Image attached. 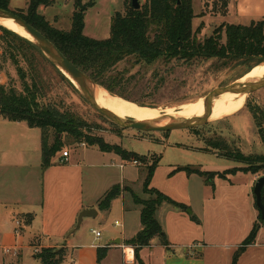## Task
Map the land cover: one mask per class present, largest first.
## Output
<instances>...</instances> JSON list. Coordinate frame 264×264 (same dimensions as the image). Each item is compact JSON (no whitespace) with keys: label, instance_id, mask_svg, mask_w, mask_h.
<instances>
[{"label":"rangeland","instance_id":"rangeland-1","mask_svg":"<svg viewBox=\"0 0 264 264\" xmlns=\"http://www.w3.org/2000/svg\"><path fill=\"white\" fill-rule=\"evenodd\" d=\"M75 1L53 0L52 4L48 6L41 5L38 11L44 14L53 26L69 30L72 26ZM91 1L95 4L86 10L84 33L95 39H106L110 36L112 17L117 12H125L126 1L130 2V0H82L84 4ZM29 2L30 0H11L9 9L16 12L24 10L25 12ZM144 2L145 0H140L141 5ZM193 6L196 13V18L193 20L194 31L196 32L202 25V29L196 32V37L199 40H204L215 30H221L224 24L229 21H237L239 18L233 12L227 16L225 0H193ZM252 17L236 23L247 25L251 23L252 19H258L255 16ZM0 24L15 31L13 30L15 28L9 26V23L4 20ZM19 35L26 37L22 34ZM26 38L32 39L31 37ZM2 52L0 40V82L22 89V81L16 66L9 59L4 60ZM256 61L255 59L193 57L187 60L182 58L160 59L148 64L137 62L135 58H128L119 64V68H127L130 74L137 75L134 83L129 87L128 95L138 103L111 94L106 89L105 91L112 97H120L135 103L140 108L179 109L184 105L197 104L207 92L216 87L230 84L238 79L241 82L242 78H246L247 73L259 65L256 64ZM20 64L28 71L29 83H31L32 75L28 64L22 59H20ZM56 68L52 61L50 63L42 62L39 66L36 77L40 89L38 94L41 104L51 105L61 111L76 114L84 123L82 128L84 134L96 140L102 138L109 144H116L123 149L146 155V161L140 162L139 165L125 161L123 167L120 166V162L112 161L108 157L93 161L97 166L96 169H92L93 173L86 170V192L88 189L92 192L93 189L98 191L109 187L110 181L120 182L123 174V178L138 196L145 199L150 198L151 195L144 191V183L148 176V167L159 158L151 187L163 192L176 202L188 206L187 210H182L164 203L160 209L159 221L168 238L178 237L179 232L184 234L183 242L177 244L175 250L182 252L186 249L187 252L192 253V249L196 248V245L192 243V238L197 237L204 243L212 245L209 247L210 251L219 254L215 258L211 257L212 254L207 256L209 264H231L235 252L232 253V247H239L242 244L255 223H262L261 212L257 207L253 192L252 177L257 175L258 178L264 175V163L255 159V156L264 155V143L253 116L258 112L260 115L257 116H264V88L248 94L244 105L228 117L207 121L190 129L166 132L141 131L121 127L106 118L85 100L76 86L75 90L64 80ZM216 141H220L222 147L216 148L214 145ZM81 143L89 145L86 139L69 143L64 147L63 152H58L61 154L59 160L65 150H68L67 152L71 153L72 161H82L79 158L80 154L93 149H88V147L80 145ZM237 151L249 156L250 163L244 164L223 156L227 153L234 154ZM178 167L197 168L219 173L206 184L204 179L197 174L191 175L175 171ZM235 167L261 169L256 173L250 171H238L234 174L226 172ZM222 174L225 177H222ZM128 196L133 200L132 193L129 192ZM173 209L185 213L189 221L172 216L170 212H173ZM116 217L118 216L113 214L107 222L97 226L104 229L105 236L109 235L106 230H109L108 226H113ZM261 227L262 233L259 236V242L264 241L263 223ZM85 235L86 239L91 241L93 235L88 229ZM188 244L191 245L188 247ZM153 251L157 252L158 249ZM31 255L32 252L26 253L29 263L33 261ZM217 257L218 260H216ZM259 257L258 262L262 261L264 264V250L262 256ZM253 259L248 256L244 264H253ZM182 262L186 263L187 261Z\"/></svg>","mask_w":264,"mask_h":264},{"label":"trees","instance_id":"trees-1","mask_svg":"<svg viewBox=\"0 0 264 264\" xmlns=\"http://www.w3.org/2000/svg\"><path fill=\"white\" fill-rule=\"evenodd\" d=\"M11 0H0V8L9 9ZM53 0H30L27 10L14 11L38 30L43 32L75 65L81 68L96 84L114 95L129 101L137 102L128 94L130 85L134 83L136 74H130L127 68L120 69L119 64L128 58H135L137 62L153 63L160 59L173 58L190 59L219 58L246 60L255 59L256 64L264 62V19L253 20L250 24L227 23L223 28L199 40L196 32L202 29H193V20L196 13L193 0H145L140 9L132 5V0L127 2L125 12H117L111 21L110 36L106 39H95L85 35V15L88 7L94 5L93 1L84 4L82 0L75 1L72 15V26L64 30L53 26L38 9L41 5H50ZM228 6V0H225ZM225 38V41L223 39ZM0 40L2 44V58L10 60L17 68L22 81V89L0 82V116L10 121H25L31 127H38L42 133L43 166L52 163L53 157L64 147L73 142L86 139L89 145L97 146L101 151L114 152L126 161H146V155L121 148L116 144H109L102 138L98 140L84 134V123L76 114L61 111L51 105L40 103L37 73L42 62L50 63L49 58L41 51L36 43L0 24ZM20 59L28 64L32 75L20 64ZM64 80L75 90V85L58 68ZM43 93V92H42ZM41 93V94H42ZM42 96V95H41ZM138 103V102H137ZM145 105L143 103H139ZM256 113L254 119L259 128V134L264 143V116ZM263 118V119H261ZM216 148L222 147L220 141L214 142ZM227 159H232L244 164L250 163V157L240 151L234 154H224ZM255 159L264 163L263 156ZM159 158L148 168V176L144 183L145 193L150 198H141L129 186L115 185L108 190L99 201L103 210L110 208L114 199L123 191H129L133 200L141 209L142 229L127 244L135 247V256L138 264H144L140 251L143 247L152 244L154 238L159 237L162 245L170 248L167 234L157 219V211L168 203L182 210L188 209L185 204H180L163 192L151 187L154 171ZM261 168L235 167L227 173L238 171L256 173ZM188 174L196 173L204 177L209 183L219 172L204 171L197 168L181 167ZM225 177L224 174L221 175ZM264 201V190H263ZM32 216L26 220L31 221ZM260 220L264 224V219ZM261 225L255 223L252 230L236 250L232 264H237L240 256L249 245L256 242ZM108 253V247H99L97 250L98 261L101 262ZM39 264H66L68 247H44L36 254Z\"/></svg>","mask_w":264,"mask_h":264},{"label":"crops","instance_id":"crops-1","mask_svg":"<svg viewBox=\"0 0 264 264\" xmlns=\"http://www.w3.org/2000/svg\"><path fill=\"white\" fill-rule=\"evenodd\" d=\"M227 10V16L233 12L239 17L237 21L253 18L252 16L258 18L257 20L264 19V0H229ZM84 146L93 150L83 151L79 156L82 161H72L71 153L65 150L68 161L61 162L59 152L53 157L52 163L44 167L41 129L31 127L25 121H10L0 116V264H39L35 254L42 248L62 246L69 249L66 264H138L134 247L126 242L142 229L140 207L128 198L129 191H123L114 199L109 209L103 210L99 207L100 199L113 186L131 188L130 184L122 174L120 182L110 181L109 187L102 190L93 189L91 192L88 189L86 192L85 188L86 170L92 172L97 166L93 161L108 157L112 161L120 162L123 167L126 160L114 152L101 151L95 145ZM178 168L175 171L187 173L177 170ZM256 180L257 175H253V186ZM161 207L157 211L158 220ZM86 208H96L98 214L85 217L81 227L71 234L80 212ZM113 214L118 217L113 221V226H108L110 228L106 231L109 235L105 236L104 229L97 226L107 222ZM170 214L189 221L185 213L175 209ZM31 216V221L26 222ZM116 221L119 223L116 224ZM261 228L256 242L247 247L237 264H244L248 256L254 258L253 264H262V261L258 262L264 250V241L258 240L262 233ZM87 229L93 235L91 241L86 239ZM93 229L100 230L101 237H97L92 232ZM183 235L179 232L178 237L168 238L169 249L161 244L159 237L154 238L151 245L140 251L144 264H209L207 256L212 254L211 257L215 258L219 255L210 251L209 247L212 245L197 237L192 238L196 251L192 249V253L187 252L185 247L182 252L176 251V245L183 242ZM117 240H120L119 244L116 243ZM99 247H108L107 256L101 262L97 255ZM127 248L133 251V257H129ZM238 248L232 247V253ZM154 249L158 251L154 252ZM27 252H32L31 263L27 262ZM185 260L187 262L183 263ZM232 262L233 259L231 264Z\"/></svg>","mask_w":264,"mask_h":264},{"label":"water","instance_id":"water-1","mask_svg":"<svg viewBox=\"0 0 264 264\" xmlns=\"http://www.w3.org/2000/svg\"><path fill=\"white\" fill-rule=\"evenodd\" d=\"M132 5L136 9L141 8L140 0H132ZM0 18L12 19L16 24L21 26L37 44L41 51L56 65L57 68L79 89L85 100L98 112L110 119L117 125L124 128H133L141 131H172L176 129H190L200 126L208 121L207 115L210 112L213 101L222 94L234 92L240 94H251L264 88V76L259 79H251L245 82H239V79L224 85L216 87L207 92L202 98L205 106V114L193 118L171 119L169 122L162 124V120L138 121L133 118H123L114 112L102 107L96 100L92 86L96 84L81 68L75 65L43 32L30 24L23 17L10 9L0 8ZM245 76V75H244ZM243 76V77H244ZM242 78V77H241ZM240 78V79H241ZM264 175L257 178L254 185V195L257 207L260 209L261 217L264 219ZM191 213V210H190ZM98 214L96 208L83 209L77 219V224L71 231L74 234L80 227L85 217H93ZM117 244L120 240L116 241Z\"/></svg>","mask_w":264,"mask_h":264},{"label":"bare ground","instance_id":"bare-ground-1","mask_svg":"<svg viewBox=\"0 0 264 264\" xmlns=\"http://www.w3.org/2000/svg\"><path fill=\"white\" fill-rule=\"evenodd\" d=\"M9 23V26L15 28L14 32L22 34L26 37H31L21 26L16 24L12 19L0 18ZM5 25V24H4ZM6 26V25H5ZM32 38V37H31ZM264 76V63L255 66L246 78H242L241 82L251 79H259ZM93 93L97 102L104 108L114 112L123 118H133L138 121H153L162 120V124L169 122L171 119L193 118L205 114V106L203 98L200 102L194 105H184L179 109L169 108L161 110L158 108H140L135 103L128 102L120 97H112L106 93L105 89L100 86H92ZM247 94L229 92L222 94L219 98L213 101V106L207 115L208 121H215L224 117H228L236 113L245 103ZM222 106V107H221ZM213 110V111H212ZM129 257H133V251L127 248Z\"/></svg>","mask_w":264,"mask_h":264},{"label":"built area","instance_id":"built-area-1","mask_svg":"<svg viewBox=\"0 0 264 264\" xmlns=\"http://www.w3.org/2000/svg\"><path fill=\"white\" fill-rule=\"evenodd\" d=\"M80 145L84 146V145H86V143H81ZM60 160H61V162H66V161H68V153H67L66 151H65L64 155L62 156V158H61ZM133 163H134V164H139L140 162L137 161V160H135V161H133ZM118 223H119V222L116 221V224H118ZM92 232H93L97 237H101V235H102V232H101L100 230H95V229H93Z\"/></svg>","mask_w":264,"mask_h":264}]
</instances>
